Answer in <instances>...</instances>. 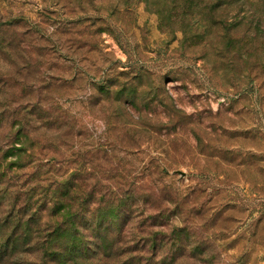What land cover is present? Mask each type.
Listing matches in <instances>:
<instances>
[{
	"label": "rangeland",
	"instance_id": "374dc122",
	"mask_svg": "<svg viewBox=\"0 0 264 264\" xmlns=\"http://www.w3.org/2000/svg\"><path fill=\"white\" fill-rule=\"evenodd\" d=\"M0 20V40L23 38L50 74H76L53 101L87 126L83 149L53 144L56 160L0 159V264H38L39 249L47 264H264V0H0ZM122 122L143 125L140 141ZM44 177L61 185L55 200L81 192L96 223L63 218ZM136 186L149 231L132 228Z\"/></svg>",
	"mask_w": 264,
	"mask_h": 264
},
{
	"label": "trees",
	"instance_id": "16d2710c",
	"mask_svg": "<svg viewBox=\"0 0 264 264\" xmlns=\"http://www.w3.org/2000/svg\"><path fill=\"white\" fill-rule=\"evenodd\" d=\"M4 22L0 20V26L3 25ZM15 24H18L17 20L6 23L5 25ZM31 37L36 40L35 36ZM5 39L6 38L3 37V40L2 38L0 40V153L2 152L0 159H5L8 155H16L15 160L17 162V160L20 159V153L24 152L28 157H32L33 160L37 159V155L41 158V161L56 160L54 157L56 151L53 150V144L60 143L65 146L69 145L70 140L73 147H75L77 143V147H80L79 150L83 149V147L78 144L84 138L81 133L85 132L84 127L87 128V126L80 118L73 117L72 119H67L66 117H68V115L66 111L61 109L57 99L53 101V96H56V92L65 90V86L69 82L75 80L76 74L65 76L62 68H60L61 73L55 72L50 74V70L46 69L47 67L45 64L50 62L51 58H47L46 54L19 50L17 47L25 43L23 38H13L9 42ZM31 43L32 39L27 42L28 45ZM5 46H9L10 48L5 49ZM96 86H98V91L103 93L102 90H106L107 93H110V89L105 86V82L96 83ZM99 103V100L94 101L92 99L89 105L94 107ZM42 112L47 114L41 117L40 114ZM40 122L41 124L39 125ZM41 127L45 128V130H42ZM62 127H65L63 132L60 130ZM121 128L122 130L132 131L134 134L132 139L135 141H140L143 135L141 134L142 131H140L143 125L139 123L122 122ZM39 143L44 144L47 148V150H45L43 146L39 147L40 151L44 154H36L35 145H39ZM105 155L107 158L111 157V154L107 152ZM48 172L49 171L46 173ZM44 179L51 182V186L49 188L46 187L48 191L51 192V194L48 193L51 197L48 201L53 204L58 202L63 203L62 207L64 210L61 216H63V218H68V221L71 223L73 222V225L85 232L92 218L88 216V212L85 210L86 206L82 211V199H84L82 193L74 191L76 196H80L74 198L70 194H66L61 196L59 200H55L53 198L54 193L52 189L58 192V188H61V185H55L50 181L49 177H44ZM52 184L55 185V187L52 186ZM65 187L68 188V186ZM71 188L73 189L74 187ZM137 189L146 199H144L142 203H137L136 205L133 202H129L133 198L124 200L125 202L121 203L118 213L116 214V220L110 224L118 231H121L124 226H128L131 224V221H133V214H135L134 205L137 210L140 209L141 213L137 214L140 216V220L134 222L132 228L137 227L140 228V231H149L155 225L154 216H151L149 213V215L146 214L152 205L146 197L147 189L145 186H136V191ZM71 192L70 190V193ZM138 195H140V193H138ZM134 196H136V194H134ZM76 207H79V209H75ZM13 209L14 220H16L17 223L22 222L24 219L22 215L23 207L20 206L17 208L15 206ZM32 215L33 213L27 216L28 224L34 221ZM5 220L6 218L0 221L4 222ZM92 220V224L94 225L97 218ZM39 233L38 229L31 230L29 242L41 240L43 237L40 238V236H38ZM16 235L17 234H15V236ZM80 239H83L82 242H84L86 234L85 236L82 235ZM46 241L44 240L43 242ZM147 249L148 251H156V242H153L150 247L147 246ZM38 251H40V249ZM38 251H36L34 258L32 260L30 259L29 262L27 261V263H31V261L32 263L37 261L38 264L48 263L47 254ZM10 256H8V259ZM3 262L5 263V261H2V263ZM23 262L24 260L17 259L12 264H21Z\"/></svg>",
	"mask_w": 264,
	"mask_h": 264
}]
</instances>
